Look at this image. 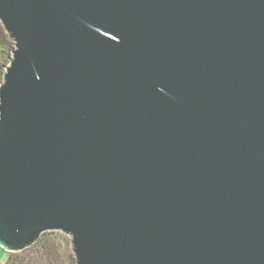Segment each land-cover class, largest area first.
Here are the masks:
<instances>
[{
  "label": "water",
  "instance_id": "obj_1",
  "mask_svg": "<svg viewBox=\"0 0 264 264\" xmlns=\"http://www.w3.org/2000/svg\"><path fill=\"white\" fill-rule=\"evenodd\" d=\"M0 246L77 264H264V0H0Z\"/></svg>",
  "mask_w": 264,
  "mask_h": 264
},
{
  "label": "trees",
  "instance_id": "obj_2",
  "mask_svg": "<svg viewBox=\"0 0 264 264\" xmlns=\"http://www.w3.org/2000/svg\"><path fill=\"white\" fill-rule=\"evenodd\" d=\"M13 42L0 23V82L11 59ZM0 83V84H1ZM5 264H77L70 238L61 232H47L32 247L18 253H8Z\"/></svg>",
  "mask_w": 264,
  "mask_h": 264
},
{
  "label": "rangeland",
  "instance_id": "obj_3",
  "mask_svg": "<svg viewBox=\"0 0 264 264\" xmlns=\"http://www.w3.org/2000/svg\"><path fill=\"white\" fill-rule=\"evenodd\" d=\"M5 32V31H4ZM5 35H7L6 34V32H5ZM12 47H13V49H14V44L12 45ZM13 51V50H12ZM11 55H12V52H11ZM1 63H2V61H1V59H0V66H1ZM9 65V64H8ZM7 65V66H8ZM7 68V67H6ZM1 83V82H0ZM8 260V252L4 249V248H2L1 246H0V264H5L6 263V261Z\"/></svg>",
  "mask_w": 264,
  "mask_h": 264
}]
</instances>
